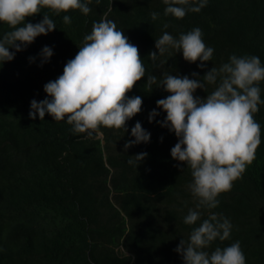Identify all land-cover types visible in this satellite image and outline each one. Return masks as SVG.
<instances>
[{"label": "trees", "instance_id": "trees-1", "mask_svg": "<svg viewBox=\"0 0 264 264\" xmlns=\"http://www.w3.org/2000/svg\"><path fill=\"white\" fill-rule=\"evenodd\" d=\"M88 6L87 15L44 8L26 18L25 23L34 24L47 14L56 29L36 37L0 67V264H183L174 249L211 213L227 218L232 229L229 239L213 241L207 251L239 241L246 264H264V104L254 114L261 128L255 160L211 210L196 209L198 200L188 187L191 170L172 159L177 137L157 123L166 113L156 106L168 95L160 87L164 74L191 79L198 73L205 87L194 95L204 98L216 85L202 76L231 55L258 56L264 65V0H207L201 11L187 12L182 19L165 16L162 0H92ZM105 12L138 47L146 69L127 93L143 100L141 111L127 121V131L101 127L100 134L89 137L47 113L44 120L30 119V101L46 98L43 86L62 74ZM152 12L159 13L155 21ZM64 15L71 17L70 24L63 22ZM194 28L214 49L205 68L171 48L155 61L149 59L150 52L158 54L155 40L164 32L178 39ZM11 30L0 23V38ZM44 46L53 55L41 66ZM150 75L157 77L151 86ZM259 87L264 101V81ZM153 109L159 115L149 123ZM136 122L151 134L150 142L125 151ZM142 152L147 156L137 167L127 163L129 156ZM189 209L201 213L194 225L183 222Z\"/></svg>", "mask_w": 264, "mask_h": 264}, {"label": "clouds", "instance_id": "clouds-1", "mask_svg": "<svg viewBox=\"0 0 264 264\" xmlns=\"http://www.w3.org/2000/svg\"><path fill=\"white\" fill-rule=\"evenodd\" d=\"M92 0H0V23L11 31L0 38V67L14 59L40 35L56 29V24L47 15L37 23H25L26 18L41 14L44 8L60 14L79 10L90 13ZM99 0H97V3ZM166 5L164 15L182 19L187 12H199L207 0H162ZM111 11V9H109ZM153 21L159 13H150ZM105 12L99 22H94L90 34L83 38L74 58L68 60L63 72L55 80L43 86L46 98L30 101L29 118L44 120L47 113L56 121L66 120L74 133H87L89 137L100 134L101 127L126 129L128 120L137 115L143 100L140 96L127 95L136 83L145 77L146 69L136 45L129 42L124 31L118 30L114 21ZM65 24L71 23L69 15L63 16ZM168 27L167 24L164 25ZM157 52L148 57L155 61L169 49L182 53L189 63L200 61L198 68L213 57L214 49L207 46L202 31L194 28L175 39L168 32L155 40ZM9 49H13L10 51ZM41 66L53 55L49 46L40 53ZM30 62L34 60L29 58ZM189 76L164 74L160 87L168 95L156 101L157 108L166 113L161 127L175 134L177 143L171 148L172 159L183 162L191 170L192 183L188 185L193 197L197 198L196 209H214L217 197L231 190L233 183L242 178L247 167L255 160L261 143V128L254 114L259 111L261 88L264 81V65L258 56L231 55L227 63L219 68L211 67L202 77L215 89L206 97L195 96L197 89L204 90L205 84L193 72ZM219 78V82L217 83ZM157 82L155 75L147 78L149 86ZM159 113L153 109L149 123ZM126 141L125 151L137 144L150 142L151 134L136 122ZM147 153L129 156L127 163L144 160ZM201 218L198 210L189 209L183 222L194 225ZM232 225L227 218L211 213L191 231L188 241L180 239L174 249L183 259V264H246L239 241L224 248L207 251L215 240L230 238Z\"/></svg>", "mask_w": 264, "mask_h": 264}]
</instances>
